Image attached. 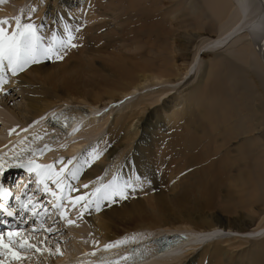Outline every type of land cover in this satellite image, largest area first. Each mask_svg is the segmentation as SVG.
I'll return each instance as SVG.
<instances>
[{"label": "bare ground", "instance_id": "6f19581e", "mask_svg": "<svg viewBox=\"0 0 264 264\" xmlns=\"http://www.w3.org/2000/svg\"><path fill=\"white\" fill-rule=\"evenodd\" d=\"M114 1L33 0L27 11L30 18L21 24L32 23L37 30L39 26L47 27L49 38L39 31L38 34L45 46L52 44L56 51L62 48L59 42L67 43L71 35L72 44L82 46L79 50L82 54L85 40L90 39L92 32L99 35L104 30L103 24L118 30L133 20L147 21L150 16H156L159 23L149 25L150 44L134 47L139 54L136 61L115 57L113 67L117 75L111 76L118 79L117 86L96 92L80 82L54 85L52 75L60 72L59 68H67L68 63L49 66L50 58H41L39 63L30 64L33 68L27 74L20 71L13 76L8 73L11 80L0 90V107L25 125L42 121L45 127L66 138L85 136L88 129L97 131L99 121L92 122V118L95 119L98 112L132 100L136 93L152 86H177L183 76L189 74L185 72L184 75L182 66L186 71L190 65L194 41L205 39L203 45L208 50L202 54L206 58L202 57L203 66L194 77L197 82L186 81L177 90V96H170L155 106L145 104L144 98L140 103L131 102L126 113L114 116L98 145L71 156V161L76 163L70 170L66 169L69 170L66 186L71 199L83 196L81 208L90 215L84 216L92 232L101 243L113 245L102 248L95 264H118L116 257L123 258L126 264H142L157 257L150 264H167L160 258L169 255L177 260V252L183 257L175 264H264V68L259 63H250V55H238L232 60L216 53L225 47L231 36L239 33H247L263 53L264 0H117L113 8ZM5 6L7 13L11 7ZM254 12L258 15L249 20ZM219 25L224 32L217 36ZM104 38L107 39L106 34ZM140 50L142 52H138ZM211 54L214 55L210 58ZM243 62L248 67H243ZM164 91L160 92L164 94ZM13 98L20 100L21 109L14 108ZM69 103L68 110L61 109ZM29 141L32 142V137ZM236 141L239 146L235 150L232 143ZM77 145L78 142H72L65 150L71 155ZM157 150L172 153L166 156ZM7 153L3 152L0 160ZM64 153L53 161L58 169L68 164ZM51 158H46V162ZM163 164L174 167L168 176L175 178L172 186L178 189L170 188V193L160 192L147 201L133 197L136 192L146 195L145 189L150 186L153 189L162 174L158 175V170ZM184 172L188 176H182ZM200 172L203 177L199 180L205 182L203 191L215 190L217 183L223 184L224 180L236 189V197L219 205L221 212L239 215L233 225L224 219L210 220L211 215L205 209L210 202L202 196L199 201L191 200L192 189L187 190L191 185L184 184V180L190 179V175L198 178ZM23 176L26 174H22L19 183ZM113 177H117L120 184L129 182L127 198L122 206H119L121 198L118 195L112 197L111 202L101 200L97 210L96 197L92 193L107 185ZM165 206L171 209L164 212ZM164 218L180 219L184 223L175 226L173 224L177 223L169 222L162 225L163 228L148 226V222L154 224ZM51 221L54 224L55 220ZM135 221H140L142 226ZM146 230L154 235L149 241L139 235L128 237ZM226 232L237 237L229 239L225 237ZM126 234L128 240L125 241ZM249 234L251 239L242 240ZM121 236L124 239L119 244L122 240L117 239ZM238 238L239 243L244 242L241 245H250L240 250L236 257L235 251L226 248L224 243ZM256 245L261 250H256ZM241 255L248 258L241 259Z\"/></svg>", "mask_w": 264, "mask_h": 264}, {"label": "rangeland", "instance_id": "374dc122", "mask_svg": "<svg viewBox=\"0 0 264 264\" xmlns=\"http://www.w3.org/2000/svg\"><path fill=\"white\" fill-rule=\"evenodd\" d=\"M32 1L33 0H28V1L0 0V9H1L0 20L8 21V23L0 25V27H3L5 29L7 35H11L12 32L15 31L17 19H19L22 23V21H24L25 19L30 18L29 16L31 14L27 13V11L30 9ZM42 1L44 2V0ZM116 1L117 0L114 1L111 7L113 8L115 7L114 4L116 3ZM2 2L7 3V5L5 6L3 4L2 6ZM4 6L5 8H7V6L11 7L9 11H7V13L3 8ZM257 15L258 14L254 12L253 15H251V18L248 19L249 20L253 19ZM236 20L237 18H235L232 24H235ZM156 23H159V20L156 18V16H150V18L147 21L133 20L132 22L126 23L122 28L121 27L118 28V30H115L114 28L110 27L108 24H103L105 25L104 30L103 31L101 30L99 35L92 32L93 35L90 36V39L85 40L86 41L84 43L86 45L85 52H83L82 54L79 53V50L81 51L83 49L82 46L70 47L68 46V43H64V46L59 50L61 52L57 51L59 56L62 58H57L56 55L55 56L53 55L47 63L49 64V66H60L68 63L66 65L67 68L65 69L59 68L57 71L60 72H57L52 75V82L55 83L54 85L57 86H63L67 83L80 82L86 85L89 89L96 92H105L111 87V85L117 86L118 79L111 76V74L117 75V69L113 67V62L117 59L115 57H123V58L129 57V62L136 61L137 56L139 54L136 51H134L135 49L134 47L143 44H150V41L148 39L149 25ZM223 23L225 25L226 22ZM173 24H175V22H173ZM221 25L217 27L216 30L217 36L221 35L224 32L223 30H222L223 32H221V30L219 29ZM225 28H229V26H225ZM46 30L47 27L44 26H39L38 28V31L41 33L42 36L46 35V37L49 38V36H47ZM54 33L55 32L52 33V36ZM105 34L107 39L104 38ZM197 40L194 41L195 44H193V47L190 49V62H189L190 65L188 66V69L184 71L183 68L185 67L182 66V72L184 73V75L185 72H189V74L187 76H183L182 81L176 84L177 86L168 87L169 85L166 84L162 86H158V85L152 86L146 89L144 92L136 93L135 96L132 98V100L117 103V105H114L116 108L112 106L101 112H98L96 118L95 119L92 118L93 119L92 122L96 123L99 121L97 126V131L96 130L94 131V129L93 130L88 129V134L85 136L77 135V137L75 136L71 138H66V136H62L61 133H58L52 130L51 128L45 127L42 121L31 122L29 125H25L24 123L12 117L8 113V111L0 107V113L3 114V119L2 121L0 120V144H1L0 156L2 155L3 152H8L7 153L8 155L6 154V156L1 158L0 160L1 161L0 165L3 166L4 165L3 163H6V165L3 166V172L0 173V182L7 184L9 183L7 178L9 179L10 175H14V173H12V169L14 167H18L19 165L26 164L36 170L35 166L39 165L40 167L46 170L39 172L44 178L46 176L45 179H49L50 177L49 174H52V179L53 176L55 175L53 180L49 179V183L51 184L52 188L56 190V192L60 191L61 188L62 191L66 192L65 194H70L69 188L66 186L65 177L68 171L70 170V168H72L76 163V161L74 162L71 161L72 159L71 156L77 154L79 150L96 145L97 142L101 140V138L105 136V134L107 133V128L111 123V121L113 120L114 116H116L117 114L120 115V113L123 111L126 113L129 109V104L131 102L140 103L139 100L143 98H144L143 102L150 106L161 104L163 101L167 100V98H169L170 96H177V94L179 93V91L177 90L186 81L191 80V83L197 82V79L194 77L198 76L199 70L203 66L202 57L206 58L205 56H202V54L205 52L206 49L205 45H203L206 40L205 39H197ZM226 43L227 44L224 45L225 47L223 49H220L216 53L221 54L232 60H234L235 59L234 57L238 55L239 56L242 54H245L246 56L250 55L248 56L250 59L249 60L250 63L253 64L259 63L264 68V56H263L264 51L262 54L261 52L258 51V46H255L254 40H252L251 37L247 36V33L244 34L239 33L233 35L231 36V39ZM206 50H208V48ZM200 51L202 53H200ZM138 52H142V51L140 50ZM254 52L255 54L253 55ZM214 54H211V56L209 57L211 58ZM69 55H73L72 58H69ZM242 65H244L243 67H248L244 62L242 63ZM31 67L32 65H29L21 72L27 74L29 70L33 68ZM161 90L163 91L165 90L164 94L160 92ZM194 95H196V93H194ZM13 100L15 102L14 108L21 109L22 105L20 103V100H16V98L15 99L13 98ZM80 104L83 105L82 102ZM8 106L13 108L12 103H9ZM69 106H71V103L63 106L61 109L68 110ZM89 120H91V118ZM10 132L11 135L9 134ZM28 137L29 138L32 137V142L29 141ZM253 139L254 137L251 138V140ZM72 142H78V145H77V149H74L72 151L73 153L69 155V153L65 150V146L67 145L70 147V144L72 145ZM232 144L235 150L239 146L238 141ZM63 150L65 151V153ZM47 151L48 153H50L48 156H46ZM157 151L158 153H164L166 156H168L169 154L171 155L172 153V151L170 150L166 152L165 150L163 151L157 150ZM62 152L64 153V156L68 157V161H67L68 164H66V166H64L62 169H58L54 166L53 161L55 160V158L56 160L58 158H61ZM49 156L50 158L51 157L52 158L51 160H48V162H46L47 160L46 158H49ZM87 156L89 157V154H87ZM69 161H71V163H69ZM49 166H51V168H49ZM67 167L69 170L66 171ZM162 167L161 170H158L159 171L158 175L161 174V172L162 174L160 175L159 180L155 181V186L153 187V189L150 186V189L149 187L148 190L145 189L147 191L146 195H143L141 193L137 194L136 192L135 193L136 195H134L133 197H135L136 199L144 198L147 201L150 196H154L156 194H159L160 192H163L165 194L170 193L171 191L170 188H172L173 190L178 189V188H173L172 186L173 185L172 181L175 180V178L170 179V177L168 176L171 175V172L174 169V167L171 165L167 166L165 164H163ZM166 170L169 173H167ZM182 176H188L187 172H184ZM201 177H203V175L200 172L198 178H196L193 175H190V179L186 177V179L184 180V184L191 185L187 188V190L192 189L190 191L191 200L199 201L202 196L206 202L207 201L210 202V204L208 205L209 208H205L207 209L206 212L211 215L210 220L214 221V220L224 219L225 222L233 225V222L236 220V218L239 215L238 214L232 215L229 213L221 212L219 205L222 204L228 198L232 199L233 197H236L237 196L236 189L233 187V185L229 183L228 180H224L223 184L217 183V188L215 190H208L207 192L203 191V186L205 182L199 180V178ZM162 178L163 181L161 180ZM54 181H58L59 186ZM80 197L71 199V196H69L65 198L66 199L65 201L68 203L65 202L67 205L64 204V208L68 207V209L66 208L67 220H65V222H62L63 224L59 223V220L55 219L54 224L47 223L46 225V229L51 228L50 232L46 231L47 232L46 233L45 230L44 231L42 230L41 232L32 233L26 236L29 237L30 242L33 245H36L37 247L19 252V255L24 257L23 259L14 260L10 255H8L6 258L0 259V261H2L3 264H64V263L65 264H95L96 263L95 261H97V256L101 254V251H103L102 248H110V247L109 244H107L106 242L101 243L100 239L92 232V229L84 216L85 214L88 217L90 215L87 212L84 213L82 211L81 204L83 199H79ZM125 200L126 199L118 200V203L120 202L119 206H122ZM169 209H171L169 206H165L163 211L165 212ZM199 209L201 210V208ZM160 221L154 224L148 222V226H150L151 228H156V227L163 228L164 226L162 225L168 224L169 222L177 223V224H173L175 226L184 223L180 219L167 220L166 218H164ZM259 221H261V219ZM135 222L138 226H142L141 225L142 223L140 221H135ZM166 226L170 227L169 225ZM72 230L75 231L72 232ZM72 234H74L75 236ZM127 235L128 234L124 235L125 239L123 238L124 236H121L120 238L117 239V240L119 239L122 240L119 242V244H122L123 239L125 241L128 240V237L130 236L133 237L139 235V237L148 238L147 241L150 240L149 238H153L154 236L152 233L149 232V230L136 232L126 237ZM225 237L232 239L237 236L226 232ZM245 238L251 239L252 236H250L249 234L246 237H242V240H244ZM205 240L204 242H206ZM241 243L244 242L242 241L239 243V238H238L237 240H232L230 242L224 243V245H227L226 248L235 251V254H237L236 257H238L239 254L241 253L240 250L250 245V244L241 245ZM114 245L116 246V244ZM112 246L113 245H111V247ZM255 249L261 250V247H257L256 245ZM175 256H178L177 260H174L173 257H170L169 255H166L165 258H160V259L162 261H166L167 264H175L176 262L182 259L183 254L181 252H177V255ZM240 258L245 259L248 257L241 255ZM251 258L252 255L250 254L249 259ZM156 259L157 257L151 258L150 260L148 259L147 261H144L142 264H150L154 262ZM116 260L119 262L118 264H126V262L123 261V258L118 259L116 257ZM99 263L102 264V262Z\"/></svg>", "mask_w": 264, "mask_h": 264}, {"label": "snow or ice", "instance_id": "6c2138e0", "mask_svg": "<svg viewBox=\"0 0 264 264\" xmlns=\"http://www.w3.org/2000/svg\"><path fill=\"white\" fill-rule=\"evenodd\" d=\"M8 21L0 20V25L6 24ZM74 38L70 35L68 37L67 43L72 47L77 45L72 44ZM55 42V38H54ZM61 47L64 46V41L59 42ZM53 55H56L57 58H62L59 56L58 52L54 49L53 45L50 44L45 46L42 43V37L38 34L37 28L32 23L21 24L19 19L16 20V29L12 32L11 35H7L5 29L0 27V90H2V85L5 84V70L11 75L15 76L20 71H23L27 66L33 63H39L41 58H51ZM14 131V130H13ZM11 135V132L9 133ZM71 163V161H69ZM20 167H26L27 170L31 171L30 166L19 165ZM39 168V165L35 166ZM51 168V166H49ZM3 172V166L0 165V173ZM40 173L37 172V176ZM58 175V174H57ZM58 184V181H54ZM37 183H40L38 180ZM85 188L88 185H84ZM129 187V182L124 184L118 183L117 177H113L112 180L101 188H97L95 192L92 193L96 197V207L97 210L100 208L101 200H109L114 196H119L121 199L127 198L126 189ZM45 191H47V185H45ZM71 191V189H70ZM11 196V193L6 191L2 185H0V201L5 200L7 197ZM79 199H83L80 197ZM16 200L20 203V207L24 211H32L35 213L37 207L36 204H32L31 207L28 206L27 202L24 201L21 197L17 196ZM55 207V205H54ZM0 211L7 213L8 216H13V210H10L3 203H0ZM46 211V210H45ZM37 216L40 213H35ZM51 231V229H47ZM23 229H12L8 231V243H4V234L0 233V255H3L5 252L9 254L14 260H21L24 257L19 255L20 250L32 249L37 247L30 242V238L22 235ZM18 245L17 250H13L14 247ZM111 247V245H109ZM127 259V257H125ZM0 264H3L0 261Z\"/></svg>", "mask_w": 264, "mask_h": 264}]
</instances>
